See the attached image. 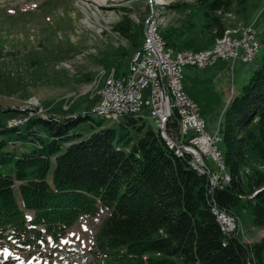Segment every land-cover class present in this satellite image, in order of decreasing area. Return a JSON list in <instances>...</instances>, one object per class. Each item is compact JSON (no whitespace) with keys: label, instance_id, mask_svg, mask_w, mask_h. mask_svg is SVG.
Listing matches in <instances>:
<instances>
[{"label":"trees","instance_id":"1","mask_svg":"<svg viewBox=\"0 0 264 264\" xmlns=\"http://www.w3.org/2000/svg\"><path fill=\"white\" fill-rule=\"evenodd\" d=\"M131 23L125 16L118 24L128 39ZM222 34L219 27L217 38ZM258 65L225 107L220 131L231 180L212 194L208 176L142 119L103 127L104 119L95 123L84 113L3 128L0 135L9 139L0 140V247L40 249L63 239L81 216L104 213L93 247L119 264H264V237L251 244L227 234L213 213L236 216L243 202L252 225L264 227V170H243L251 141L264 166V56ZM88 122L92 133L85 137Z\"/></svg>","mask_w":264,"mask_h":264},{"label":"rangeland","instance_id":"2","mask_svg":"<svg viewBox=\"0 0 264 264\" xmlns=\"http://www.w3.org/2000/svg\"><path fill=\"white\" fill-rule=\"evenodd\" d=\"M99 1L0 0V109L4 111L0 113V131L24 124L10 123L36 117L37 112L42 118L58 120L90 113L94 122H99L101 118L93 114L98 92L110 73H128L133 55L142 47L144 27L151 16L163 21L161 36L177 50L207 49L224 37H240L243 30L253 26L259 46L251 64L220 60L205 69L186 67L182 71L183 89L198 105L206 132L214 135L222 130L229 99L241 92L264 56V0H218L222 4L217 9L212 4L216 0ZM125 16L132 22L129 39L118 31ZM219 27L223 34L217 38ZM143 121L146 129L157 131L149 115L145 114ZM90 124L82 126L85 137L92 133ZM109 125L118 124L106 122L103 127ZM249 129L256 133L253 127ZM3 139L9 138L0 135ZM221 141L217 145L223 151L222 134ZM17 143L21 145L23 141ZM253 143L246 147V173L262 166ZM225 171L228 173L226 166ZM243 205L242 202L233 209L239 219L236 229L244 241L256 243L264 237V227L252 225ZM104 218L105 214L100 213L88 223L76 225L57 246H50L53 255L41 260L38 249L21 254L7 246L0 247V264H54L57 249L59 252L72 247L88 256V264H102V260L105 264H119L102 257L93 247ZM145 257L161 255L148 253Z\"/></svg>","mask_w":264,"mask_h":264},{"label":"built area","instance_id":"3","mask_svg":"<svg viewBox=\"0 0 264 264\" xmlns=\"http://www.w3.org/2000/svg\"><path fill=\"white\" fill-rule=\"evenodd\" d=\"M255 36L252 26L249 32H242L239 40L230 41L228 48L189 59L185 54H177L171 47H165L162 40H156L148 19L142 47L133 55L128 73L109 79L106 88L99 90V100L93 114L111 122L114 119L125 120V114L135 113V107H142V111L158 124L160 137L166 138L169 149H180L182 157L189 156L190 164L196 165L198 172L208 176V192L212 194L215 189L224 186L221 164L215 149V134L206 132V123L198 105L184 91L182 71L186 67L205 69L220 60L250 64L259 46ZM35 115L43 117L38 112ZM32 117L10 124L25 123ZM220 216L226 233H234L239 219L221 210ZM79 220L86 224L88 217L85 215V218ZM73 260L83 264V257L68 258L59 254L58 250L54 256V264H67Z\"/></svg>","mask_w":264,"mask_h":264},{"label":"bare ground","instance_id":"4","mask_svg":"<svg viewBox=\"0 0 264 264\" xmlns=\"http://www.w3.org/2000/svg\"><path fill=\"white\" fill-rule=\"evenodd\" d=\"M89 1L90 2L93 1V3H95V4L96 3L99 4V2H100L99 0H89ZM149 19H150V28L152 30L153 37L156 38V40H162V43H164L165 47H171V46H168V43L166 44V41L163 39V37L161 36V33H160L161 27L163 25V21L160 18L154 17V16L149 17ZM147 25H148V20H147L146 25L144 27L143 36H145V34L147 33ZM250 28L251 27L246 28L245 30H243V32H249ZM241 35H242V33H241ZM239 39H240V37H231V36L224 37L223 39L217 41L212 47L207 48V49H203V50H199V51L185 50V49L177 50V49H173L172 47H171V49H173L177 54H185V56L188 57L189 59H196L202 55H210L211 53H215L216 51H222V50L228 48V43L230 41H235V40H239ZM257 51H258V47H257ZM115 75H116V73H113V72L110 73L109 77L104 81V83L102 85L103 87H101V88H106V86L109 83V79L114 78ZM145 114L146 113L142 111V107H135V113L125 114V119L133 117L136 119H142L143 120ZM123 121H124V119H114V120H111V124H119ZM18 124H20V123H18ZM18 124H13V125H18ZM155 125L157 128L156 132L160 136L159 126L157 123H155ZM220 133H221V131L218 129L216 134H215V149H216V153H217L219 162L221 164L223 185H225V184H228L230 182L231 178H230V175L225 171L223 154H222L221 149L217 145V142L221 141V134ZM161 138L164 140V142L166 143V145L169 148V145H168V142L166 141V138H163V137H161ZM171 150L174 152L175 155L182 156V152L180 149H171ZM191 166L193 167L194 170L198 171L196 165H191ZM259 170H264V166L262 165L261 169H259ZM213 213L216 215L217 220L222 227V230H224V232L226 233V228L223 225V220L220 216V211L213 209ZM81 218H85V215L81 216L79 219H81ZM80 222H81V220H80ZM59 254L66 255L68 258H82L83 257V264H88V256L80 254L77 247H72L70 249H62V251L61 250L59 251Z\"/></svg>","mask_w":264,"mask_h":264}]
</instances>
